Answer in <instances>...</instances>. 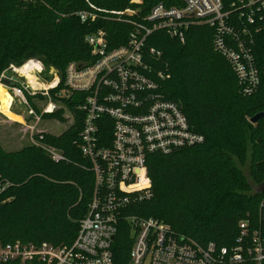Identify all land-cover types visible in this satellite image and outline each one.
<instances>
[{"label":"trees","instance_id":"trees-1","mask_svg":"<svg viewBox=\"0 0 264 264\" xmlns=\"http://www.w3.org/2000/svg\"><path fill=\"white\" fill-rule=\"evenodd\" d=\"M158 2L171 4L173 0H141V4L131 0H0V81L11 64L21 66L38 59L47 78L52 68L62 78L50 90L56 100L64 87L67 65L92 61L87 34L104 28L112 47L123 44L132 25L117 20L119 12L140 7L141 16ZM81 10H91L97 18L82 22L77 15ZM215 32V27L197 22L189 26L184 41L164 30L148 38L147 47L161 52L149 62L165 72L161 81L165 97L180 104L205 140L169 154L150 155L152 195L130 212L161 219L203 245L213 241L229 246L238 235L239 221L256 217L263 196L257 187L264 182V137L256 133L264 134V117L256 122L250 119L264 111V31L255 34L260 83L251 93L244 91L232 65L216 50ZM31 98L28 95L30 104ZM79 98L81 102V95L74 93L64 99L75 119L62 133L43 132L42 137L35 136L41 144L13 151L0 142V239L4 242L68 245L76 238L96 185L91 161L80 148L84 112L77 108ZM6 113L14 118L10 110ZM64 114L60 108L44 117L66 121ZM102 119V134L110 136L112 122ZM44 145L57 148L65 159L55 161ZM131 245L128 227L120 221L112 245L116 264H128Z\"/></svg>","mask_w":264,"mask_h":264},{"label":"built area","instance_id":"built-area-1","mask_svg":"<svg viewBox=\"0 0 264 264\" xmlns=\"http://www.w3.org/2000/svg\"><path fill=\"white\" fill-rule=\"evenodd\" d=\"M140 10L128 7L119 12L117 20L132 25L123 44L112 47L104 28L86 35L92 61L82 66L74 61L67 65L64 87L56 93V100L50 90L62 78L54 68L49 72L51 78L43 75L45 66L38 59L31 58L21 66L11 64L2 74V85L27 106L26 113L33 122H24L36 144L41 142L34 131L42 137L44 131L37 130L36 125L44 114L64 108L65 117L69 112L74 121L64 99L74 93L81 95L77 104L84 112L80 148L91 161L96 185L88 212L71 244L0 239L1 263L116 264L112 245L120 221H124L132 239L128 264H264V191L256 217L239 221L238 235L229 246L213 241L203 245L179 234L161 219L130 212L131 207L152 195L150 155L169 154L205 140L180 104L165 97L161 84L165 72L149 62L161 52L147 47L148 38L164 30L184 41L193 23L215 27L216 50L232 65L244 91L251 93L260 83L254 47L255 34L264 31V0H173L171 4L155 3L141 16ZM77 15L82 22L97 18L91 10H81ZM25 71L34 76V82L29 81ZM7 72L18 79L6 76ZM28 95L48 99L41 114L30 104ZM103 117L112 122L110 136L102 134ZM44 148L55 161L65 159L57 148Z\"/></svg>","mask_w":264,"mask_h":264},{"label":"rangeland","instance_id":"rangeland-1","mask_svg":"<svg viewBox=\"0 0 264 264\" xmlns=\"http://www.w3.org/2000/svg\"><path fill=\"white\" fill-rule=\"evenodd\" d=\"M43 75H45V73H43ZM0 85H2L1 81ZM2 86L4 87V85ZM9 100L7 105H9ZM47 102L48 99L46 98H31V104L34 105L40 114L42 113V109ZM7 110H10V114L12 113L11 115H13L14 118L11 119L6 113V110L4 111L2 108H0V142L3 147L6 150L13 151L19 150L22 147L33 143L32 132L27 129V125L25 124V122L30 124L33 122V119L26 113L27 106L19 102L18 98L13 97L12 105L11 107L7 106ZM66 118V121H61L56 118L43 117L41 122L36 125V129L58 135L65 131L70 125H72L73 121L69 112H67ZM34 132L38 136L39 133L36 131ZM256 136L262 138L264 137V134L256 133Z\"/></svg>","mask_w":264,"mask_h":264},{"label":"bare ground","instance_id":"bare-ground-1","mask_svg":"<svg viewBox=\"0 0 264 264\" xmlns=\"http://www.w3.org/2000/svg\"><path fill=\"white\" fill-rule=\"evenodd\" d=\"M27 68H28V66L23 67L22 70H25ZM25 72H26L27 77L30 80V82H34V76L31 73H28V71H25ZM8 100H9V106L8 107H10V104L12 103L13 97H12L11 93L7 90V88H4L2 85H0V108H2L4 111L7 109Z\"/></svg>","mask_w":264,"mask_h":264},{"label":"water","instance_id":"water-1","mask_svg":"<svg viewBox=\"0 0 264 264\" xmlns=\"http://www.w3.org/2000/svg\"><path fill=\"white\" fill-rule=\"evenodd\" d=\"M83 63H80L79 66H82ZM6 76L8 77H12L14 79H18L17 76H13L11 73H6ZM3 81H7L6 79H4ZM264 117V111H260V112H257L254 116L251 117L250 121L251 122H256L258 121L260 118H263ZM257 191L258 192H263L264 191V182H262L261 184H259V186L257 187Z\"/></svg>","mask_w":264,"mask_h":264}]
</instances>
